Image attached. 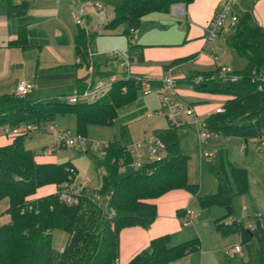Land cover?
<instances>
[{
    "label": "trees",
    "instance_id": "16d2710c",
    "mask_svg": "<svg viewBox=\"0 0 264 264\" xmlns=\"http://www.w3.org/2000/svg\"><path fill=\"white\" fill-rule=\"evenodd\" d=\"M104 1L112 12L104 28L123 24V33L128 38L127 52L131 59L140 60L137 44L130 38L143 16L152 11H168L174 3L187 4L192 0ZM28 5L29 0H0L9 28L15 33L8 44L22 49L40 47L47 41L42 31L29 26ZM94 35L95 32L77 25L76 66H88V47ZM224 38L233 54L244 59L242 66L232 68L235 78L229 73H220L217 64L211 70L192 71L182 79L197 90L226 95L222 112L215 111L203 119L205 127L221 135L238 136L244 141L254 139L259 143L264 139V26L253 21L252 10L247 6L237 13L236 22ZM190 57L193 55L175 58L164 67ZM199 74L202 79L194 82V76ZM139 75L142 74L123 72L115 77L106 92L93 100L70 101L66 96L68 91L47 95H35L32 90L2 92L0 128L36 124L40 129L45 123H54L58 115L72 114L77 132L86 136L88 124H111L119 117L121 108L136 100ZM87 76L85 73L78 77L74 85L84 87ZM178 127L170 123L154 129L153 133L165 144L162 159L144 162L139 168L123 172L121 166L130 164L132 154L128 149L131 139L122 124L119 137L107 141L96 163L103 171L100 185L93 189L108 197L99 200L84 187L78 191V201L74 203L60 197L59 187L76 182V166L70 160L36 161L35 151L24 143L29 130L10 135V141L0 145V200H8V206L0 212V216L7 214V218L0 220V264H169L199 249L198 236L176 243H171L168 233L155 236L150 240L149 249L120 263L119 231L130 225L147 227L157 215L156 203L151 199L174 188L197 195L201 207L219 204L226 208L225 214L215 219V226L222 234L238 232L244 251L228 254L223 264H264L262 221L256 218L248 225L244 217L249 215L236 216L232 203L235 194L248 189L247 169L225 161L219 149L218 160H213L214 154L209 160L218 181L217 190L198 194L199 182L188 179L189 154L181 149ZM49 182L57 184L56 192L28 198L38 186ZM183 211L179 209V215ZM55 229L68 234L60 249L52 244Z\"/></svg>",
    "mask_w": 264,
    "mask_h": 264
},
{
    "label": "rangeland",
    "instance_id": "374dc122",
    "mask_svg": "<svg viewBox=\"0 0 264 264\" xmlns=\"http://www.w3.org/2000/svg\"><path fill=\"white\" fill-rule=\"evenodd\" d=\"M74 2L77 5L81 4L83 1L37 0L36 2V6L51 10L50 15L47 16L44 22V27L46 29L45 31L50 40L49 45L63 46L61 54L67 59L66 61L69 62L75 61L74 50L72 49V46L70 44H56L53 41V35L57 30V24L63 26L68 33H73L75 26L77 25L74 18ZM246 2H248V0H238V3H240L238 10H240L241 5ZM104 7L107 9V6ZM94 10L97 9L95 8ZM263 12L264 11L262 8L259 9V13ZM102 13L105 14L104 11ZM106 13H108V11H106ZM157 14L160 13H155V11H152L143 16V21L137 27L135 32V42L137 40V34L139 30L141 29L140 32H145L144 28H151V31L148 30V36L153 35L154 37H157V32L163 28H165L166 31H172L174 33L173 36H175L177 29V25L175 23L176 21L163 23L161 19L156 17ZM160 16L163 20H166L169 15H167V13H161ZM91 18L92 20H88V30L93 32L92 29L95 27V22H93V20L98 21L99 17L91 16ZM253 21L256 22L255 17H253ZM160 22L161 24H159ZM123 29L124 26L121 24L117 27L107 29L105 33L98 34L93 47V52L95 55H99L100 58H112L111 61L117 65V70L119 69V61L113 56V51L119 50L126 52L128 47V38L127 35L123 33ZM96 30L98 33H101L102 28L99 27ZM217 39L218 37L216 40ZM49 45L43 46L40 50L37 48L26 50L25 62H19L18 65L14 66L11 69L9 78L11 80L18 79V81L21 79L29 80L28 78H25L27 77L25 75H30L34 82L33 80L30 81L36 83V89H42V92L43 89H46L47 91L57 90L59 88L56 87H60L62 85H64L63 87H66L68 83L71 82L70 73L48 70L40 71L41 69L46 70L55 60V55ZM217 52L218 58L220 59L219 61L221 62H231L234 67H240L244 64V59L238 55H234V60L232 61L225 53H223V49L218 50ZM135 61L137 60L134 58V62ZM83 67L85 68V73L89 75L91 68L89 67V63L87 67ZM35 69L38 70V78L36 80L34 79ZM93 69H95V72L96 67L94 66ZM121 71L122 70H119L118 72ZM97 75L102 76L99 73ZM108 75L109 74L103 76V79L106 80L109 77ZM35 94L40 95L41 92L36 91ZM224 101L225 98L219 101L216 106H223ZM155 109H157V114L154 113ZM148 112L151 113V115H148ZM213 112L215 111L213 110L208 114ZM196 113L200 118L199 126L202 127V119H204L208 114L204 116L206 112L196 111ZM166 118L167 117L165 116L161 107V103L156 91L153 90L148 94H142L139 91L136 100L121 108L119 117H117L111 124H88L86 129V137L90 141H108L114 137H119L121 129L120 127L122 124H125L127 136L132 139V142H135L148 137L156 128L169 126L170 122ZM184 119H186L188 122L184 125H179L178 130L181 149L189 154V158L187 160L188 179L190 181L201 183L200 194L216 191L218 185L217 178L212 171V166L210 165L211 163L204 155H202V152H213V160L217 161L218 151L219 149H222L225 161L234 162L247 169L248 189L244 193H238L233 196L232 203L234 207V214L238 217L249 215L244 217L249 223H252L256 218L260 219L263 216L262 223L264 225V141L255 143L251 139L244 141L238 136L221 135L220 133H218V135H212L203 141H199L194 117L190 115V117H186ZM51 124L52 123H45L40 127L39 130L33 129L28 131L24 139V143L32 147L35 153L42 154L41 151L44 146L46 144L50 146V143L54 140V134H57L60 130H65L70 135H75L77 133L75 117L72 114L58 115L55 119V122L52 124V127H50ZM244 145H246V148ZM48 146H46V148ZM51 153L53 157L55 156L57 161L70 160L73 164H75L77 167L75 178L77 184L82 182V178L89 177V186L98 187L100 185V175L103 169L96 165L97 160L102 156V153L99 149L90 148V150H87L85 146H78L76 144L56 145L55 149ZM131 168L132 166L127 164L122 169L123 172H127ZM4 200L5 199L0 200L1 207ZM257 203L263 208V214L256 207L253 208V205ZM191 208L193 209L195 215L191 219L192 222H189V224L184 227L186 230L193 229V225L195 224L196 230L194 229L195 231L190 232L192 235L190 234L186 237L190 238L193 236H198L200 246L199 249L193 250L189 252V255H187L189 258V264H199L200 255L198 254H203V251V264H221V259L223 257L222 248L232 244L234 241H236L235 239H237L235 232L223 235L220 231L216 232L214 230L216 228L215 219L224 215L226 208L219 204H211L201 207L197 196L193 197ZM2 219L3 218L0 216V220ZM67 235L68 234L66 231L62 229H55L52 236L53 246L58 249L62 248L66 242ZM213 235H218V239H214ZM211 248L214 249L212 253L205 250ZM185 262V259H182L180 264H184Z\"/></svg>",
    "mask_w": 264,
    "mask_h": 264
},
{
    "label": "crops",
    "instance_id": "0c3cea01",
    "mask_svg": "<svg viewBox=\"0 0 264 264\" xmlns=\"http://www.w3.org/2000/svg\"><path fill=\"white\" fill-rule=\"evenodd\" d=\"M100 1L103 4L102 9L98 11V9L94 10L92 7H90L87 8L86 11L87 20H92L91 16L99 17L98 21L93 20V22H95V27L92 29V31L95 32V35L93 36V39L91 41L92 48L94 47L96 36L98 34L105 33V31L107 30L104 28V24L112 16L111 7L108 4H105L103 0ZM219 1L220 0H192L187 4H184L182 2H177L172 4L168 11H155V13H160L157 14L156 17H158V19H161L163 23L176 21L175 23L177 25V29L175 32V36H173L174 33L172 31H166L165 28L157 32L158 33L157 37H154L153 35L148 36L147 34L148 30L151 31V28H144L145 32H140L141 29L139 30L137 34L138 37L136 42L134 38V42L137 44L136 47L138 53L140 52L141 54V59L133 62L132 73L149 76L153 78L155 84H158L160 82V78L162 77L163 73L166 71L164 65L170 63L175 58L187 56V55H193V57H190L187 60L173 63L172 65H170L169 69L176 78L178 94L181 95L193 107L196 115H197L196 111H199V112H206L204 114V116H206L209 112L214 110L215 106L219 101L226 98V95L197 90L193 88L190 85V83L184 81L182 77H184L185 75H187L192 71L211 70L219 63L228 64L234 67L231 64V62H225V61L221 62L219 61L220 59L218 57L214 58L213 56L214 54L218 53L217 52L218 50L223 49V53H225L230 60L232 61L234 60V54L232 50L227 46V43L225 41L224 38L225 33L218 35L217 40H216L217 37L210 39L209 41L207 40V27L209 26V22L215 12V9ZM36 2L37 0H29V5L27 7V14L31 16V21L29 23V26L42 31L47 41L40 47H30L27 49H22L20 46L17 45L8 44V41L13 37H15V33L13 32V30L9 28V19L5 11L0 7V93L15 90V86L18 79L11 80L9 78V75L11 69L14 66L18 65L19 62L20 63L25 62L26 60L25 51L32 48H37L40 50L43 46L49 45L50 43L48 35L45 31L46 29L44 27V22L47 16L50 15L51 10L41 8L40 6H36ZM75 5L76 3L74 2V8ZM239 5L240 3L238 2L235 4L234 11L236 13L241 12L247 6H249L252 10V15L253 17H255L256 22L259 25L264 26V12L259 13V9L261 8L264 11V0H254V1L248 0V2L243 3L241 5L240 10H238ZM104 6H107L108 10L105 9ZM176 6L183 7V12L181 14L175 12L174 8ZM101 10H103L105 14H103L102 13L103 11ZM106 11H108V13H106ZM161 13H167V15H169L168 18L166 20H163L160 16ZM159 24H161V22ZM99 27L102 28L101 33H98V31L96 30ZM56 28L57 30L53 35L54 38L53 41L58 45L70 44L72 46V49L74 50L75 61L74 62L66 61L67 59L61 54L63 46L49 45V47L51 48V50L55 55V60L53 61L52 65L49 66L46 70L41 69L40 71L48 70L55 72H68L71 75L70 76L71 82L68 83L66 87H63L64 85H62L60 87H56L59 89L54 91H47L46 89H43V92L42 89L37 90L36 83H34V87L32 89L34 94L36 91L41 92L40 95H47V94L68 91L74 85L76 79L85 74V68L83 66H76L77 58L74 47V35L77 31V25L75 26V29L72 34L68 33L65 30V28L59 24H57ZM59 38L64 40H59ZM111 59L112 58L109 59L100 58L99 55H95L94 53V60H95L94 64L96 70L101 71V72H97V74L98 73L100 75L104 74L102 73V71L108 72L109 75L111 74L114 75L115 77L123 74L121 73L122 71L118 72L121 69L119 68L117 70L116 68L117 65L114 64V62L111 61ZM37 73L38 70L35 69L34 70L35 80L38 78ZM25 76H27L25 78H28L29 80H33L30 77V75H25ZM154 113L155 114L158 113L157 109H155ZM186 117H190V115H186L182 113V118L184 119ZM166 119L168 120V118ZM187 122H188L187 120L184 121L183 125ZM251 140L255 143H258L254 139ZM9 141L10 138L8 135L0 134V145L5 144ZM261 141H264V139ZM54 142L55 140H53L50 144L52 145ZM26 146L30 147L29 145ZM46 146H48V144H46L42 149L41 151L42 154L35 153V160L39 162H44V161L60 162L55 159V156L53 157L51 155L52 153L46 152ZM244 147L246 148V145H244ZM83 179L84 178H82V180ZM192 182H196V181H192ZM199 186L201 187L200 182H199ZM200 187L198 194H200V189H201ZM56 190H57L56 183L54 182L45 183L38 186L35 192L30 194L28 198L34 199L43 195L54 193L56 192ZM194 196L197 195L192 194L183 188H174L161 194L158 197L152 198L151 200L156 203V207H157V215L154 218V220L147 227H142L139 225H130L121 228V230L119 231V254H118L119 262L126 263L136 253L142 251L143 249H149L150 240L155 236L168 233L170 235L171 243H176L184 240V238H188L186 236L190 234L192 235V233L190 232L196 230V225L193 223L194 228L186 230L184 226L188 225L189 223L188 224L183 223V220L186 218L184 215V211L181 216L179 215L178 210L179 209L185 210L187 207L191 208V202ZM3 199L5 200L2 204V207L0 205L1 207L0 212L4 211L5 208L8 206L7 198H3ZM255 207L259 209V211H261V213L263 214V208L261 207L260 204L258 203L254 204L253 208ZM1 218L3 219L7 218V214L3 213L1 215ZM260 219L262 221L263 216ZM214 230L216 232L219 231L217 230V228H215ZM235 233L237 236L236 237L237 239H235L236 241L222 248L223 257L221 259V264L225 262V259L228 255L224 252V249L227 248L228 246H232L236 243H240V236L238 232ZM217 236L218 235H213L214 239H218ZM205 250L212 253L214 249L211 248ZM243 251H244L243 246L241 245V254H243ZM187 255H189V253L178 259L170 261L169 264H180L182 259H185L186 261L184 264H189L188 261L189 258ZM198 255H200L199 264H203L204 251L203 254H198Z\"/></svg>",
    "mask_w": 264,
    "mask_h": 264
},
{
    "label": "built area",
    "instance_id": "2783aa9c",
    "mask_svg": "<svg viewBox=\"0 0 264 264\" xmlns=\"http://www.w3.org/2000/svg\"><path fill=\"white\" fill-rule=\"evenodd\" d=\"M238 0H220L215 12L209 22V26L207 27V40L213 39L220 34L230 31L233 24L237 20V13L234 11L235 4ZM87 7H92L96 9H102L103 4L100 0H84L81 4L75 5V14L74 18L77 25L88 29V20H87ZM176 13L181 14L183 12L182 6H176L174 8ZM135 36V34H134ZM134 36L131 37V42H134ZM113 56L119 61L118 67L124 72L126 75L133 74L132 73V64L134 59H131L128 52H122L119 50L113 51ZM214 58H217L218 55L214 54ZM78 59V58H77ZM88 63L90 71L88 78L86 79V84L82 88H78L77 86H72L70 90L67 92L66 96L70 101H76L78 99H88L93 100L99 96H101L104 92H106L112 81L115 79L114 75H108L109 77L104 80L103 76L97 75V71L94 72L95 69V60H94V52L91 46L88 47ZM232 66L228 64L219 63L220 73H229L232 78L236 77V74L231 73ZM264 79V74H263ZM139 83H140V93L148 94L151 91L155 90L158 94L159 101L161 103V107L164 111L165 116L168 118L169 122L179 126L184 123L182 118V113L186 115H192L194 117V122L197 126V137L199 141H203L212 135H218L217 132L209 130L205 127L204 122L202 120V127L199 126L200 119L195 114L193 107L181 96L177 91V82L173 73L169 68L163 73L160 78V82L158 84L154 83L153 78L145 75H139ZM202 79V75H196L193 78L194 82H198ZM34 87V83L30 80L21 79L17 81L15 90L18 92L26 93L31 91ZM223 110L222 105H218L214 108V111L220 112ZM151 113L148 112V115ZM53 124V123H52ZM52 124L50 127H52ZM39 130L36 124H26L24 127H8L4 126L0 128V134L12 135L17 134L23 131L30 130ZM55 142L46 148L47 153H51L56 145H78L85 146L89 148L99 149L101 153H103V147L107 145V141L99 142L97 140L90 141L84 134L77 132L75 135H70L65 130H60L57 134H54ZM128 149L132 154V160L130 165L133 168H139L142 166L144 162L150 161H158L162 159L165 154V144L156 134L152 133L148 137L144 139L130 142L128 144ZM213 152L211 151H203L202 155H204L209 161L213 157ZM124 166L122 165L121 168ZM73 168L71 167L70 170ZM90 178L85 177L80 184L76 182L62 184L59 187V195L60 197L68 203H74L78 201V191L81 188L86 187L88 191L93 193V196L99 200L102 197H108V194L101 195L98 191L94 190V187L89 186ZM93 189V190H92ZM58 190V189H57ZM185 219L183 220L184 224H188L191 222L195 213L193 209L186 208L184 210ZM248 225H251L248 223ZM226 254L238 253L241 254V245L240 243H236L232 246H228L224 249Z\"/></svg>",
    "mask_w": 264,
    "mask_h": 264
}]
</instances>
